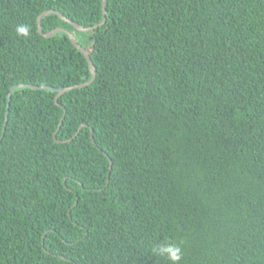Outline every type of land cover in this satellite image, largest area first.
Instances as JSON below:
<instances>
[{"label":"trees","instance_id":"obj_1","mask_svg":"<svg viewBox=\"0 0 264 264\" xmlns=\"http://www.w3.org/2000/svg\"><path fill=\"white\" fill-rule=\"evenodd\" d=\"M101 2L0 0V264H264V0L48 15L55 103L36 19Z\"/></svg>","mask_w":264,"mask_h":264},{"label":"water","instance_id":"obj_2","mask_svg":"<svg viewBox=\"0 0 264 264\" xmlns=\"http://www.w3.org/2000/svg\"><path fill=\"white\" fill-rule=\"evenodd\" d=\"M105 6H106V0H102V2H101L102 21H101L97 26L92 27V28H83V27H81V26L75 24L74 22H72V21L66 19V18H65L64 16H62L59 12H56V11H46V12H43V13L40 14V15L38 16V18L36 19L37 32H38V34L41 35L43 38L48 39V38H50L51 36L55 35L56 33H64V34L68 37V39H69L71 45H72L77 51H79V52L83 55L84 59L86 60V62H87V64H88L89 71H90V73H91V79H90L88 82H86V83H84V84H81V85H77V86L69 87V88H61V89H53V88L44 87V88H43L44 90H48V91L54 92V93L56 94L55 97H54V102H55V103L57 102L58 97L61 96L63 93L68 92V91H70L71 89L83 88V87H85V86H87V85H90V84L94 81V79H95L96 71H95V67H94L93 64L91 63V60H90V57H89V52L86 51L85 49H83V48L77 43L76 39L73 37V35H72L71 33H69L68 31H66V30H64V29H62V28H56V29H53V30H51V31H49V32H47V33H43L42 30H41V28H40V20H41L42 18H44V17H47L48 15H52V14H53V15H56L57 17H59V19H60L61 21H63L64 23H66L67 25L71 26L75 31L80 32V33H90V32H92L95 28L100 27V26H102V25L105 23V20H106V18H105V13H106V12H105ZM20 87H22V86H21V85H18V86L13 87L11 90H13V89H15V88H20ZM29 87H30L31 89H34V90L39 89V88L34 87V86H29ZM6 116H7V112H6V114H5V119H6ZM5 122H6V121H5ZM5 122H4V124H3V130H4V128H5ZM90 137H91V136H90ZM53 139L55 140V133H54V135H53Z\"/></svg>","mask_w":264,"mask_h":264},{"label":"clouds","instance_id":"obj_3","mask_svg":"<svg viewBox=\"0 0 264 264\" xmlns=\"http://www.w3.org/2000/svg\"><path fill=\"white\" fill-rule=\"evenodd\" d=\"M16 34L20 37H28L30 29L26 25H18L16 27ZM154 252L162 258H166L171 264H180L182 260V249L180 246L172 244L168 241L161 242L155 249Z\"/></svg>","mask_w":264,"mask_h":264}]
</instances>
